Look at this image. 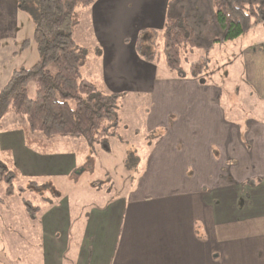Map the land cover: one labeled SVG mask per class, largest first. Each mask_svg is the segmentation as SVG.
<instances>
[{"label": "crops", "instance_id": "0c3cea01", "mask_svg": "<svg viewBox=\"0 0 264 264\" xmlns=\"http://www.w3.org/2000/svg\"><path fill=\"white\" fill-rule=\"evenodd\" d=\"M167 2L97 0L82 10L81 19L89 12L95 45L83 77L121 99L149 98L145 127L153 138L128 194L102 199L83 229L73 232L69 196L42 217L36 231L42 264H65L68 252L73 264H264V117L235 123L226 118L215 83L162 77L161 55L152 62L140 56L138 35L161 29ZM21 8L17 0H0V43L16 35ZM242 52L252 85L245 94L264 111V39L249 40ZM25 137L19 127L0 130V149L12 151L23 174L69 175L87 158L82 138L52 139L55 149L63 140L60 152L45 154Z\"/></svg>", "mask_w": 264, "mask_h": 264}, {"label": "trees", "instance_id": "16d2710c", "mask_svg": "<svg viewBox=\"0 0 264 264\" xmlns=\"http://www.w3.org/2000/svg\"><path fill=\"white\" fill-rule=\"evenodd\" d=\"M25 8L33 4L38 10L34 38L41 59L32 67L14 70L0 91V130L4 116L13 111L26 120L20 126L28 147L50 153V139L77 137L95 145L118 133L121 127L119 102L122 93L110 92L99 82L82 75L88 49L80 46L74 33L82 10L97 0H17ZM264 24V0H168L165 22L161 29L142 30L137 38V51L148 61H158V40L162 37L167 65L179 77L204 80L210 62L206 55L183 68L185 54L196 49L210 51L217 44L235 40L258 25ZM55 65V70L51 68ZM35 84V96L29 84ZM153 136L151 137V139ZM0 182L7 194L21 171L11 150H2ZM4 160L11 165L5 164ZM253 183V182H252ZM31 184H37L32 180ZM19 191L23 188L19 187ZM27 213L37 220L41 207L22 197Z\"/></svg>", "mask_w": 264, "mask_h": 264}, {"label": "rangeland", "instance_id": "374dc122", "mask_svg": "<svg viewBox=\"0 0 264 264\" xmlns=\"http://www.w3.org/2000/svg\"><path fill=\"white\" fill-rule=\"evenodd\" d=\"M84 11L85 18L78 23L74 37L80 44L86 45L88 60L94 54L95 49L92 47L95 45H92V39L90 41L88 38V36L93 37V33L87 30L90 17L88 10ZM37 15L38 10L33 4L18 10V25L17 29H14L16 35L11 39L1 40L0 91L14 70L32 67L41 59L34 38ZM0 36H2L1 32ZM262 39H264V24L256 26L238 39L217 44L208 52L196 49L185 54L183 58L185 70H189V62L193 59L203 55L209 58L210 62L203 78L209 83H215L221 89L218 91L221 106L225 109L226 118L232 119L235 123L240 124L242 123L240 120L248 122L250 119L264 117V111H261L260 105L258 107L252 105V100L256 99L255 96L251 95L249 98L248 91L245 94L248 88L252 90V85L248 84L244 75L245 63L242 52V45L249 40L255 42ZM157 52L162 56L159 63L160 75L178 77V72L172 70L165 61L162 37L158 40ZM99 53L100 50L96 52V54ZM51 68L55 70V65ZM29 94L32 97L35 96L34 82L29 84ZM148 100L149 98L146 99L143 95L130 94L121 99L119 112L122 126L118 133L108 136L98 144L90 145L89 150H86L87 158L81 160L82 164L71 170L69 175L58 174L50 177L21 173L15 179L14 189L8 194L6 184L0 182V264H42L43 254L38 247L37 242L40 239L36 234L38 225L42 226V217L51 209L62 205L66 196H69L74 204L71 223L73 232H76L84 228L83 220L89 216L91 209L102 205L100 203L102 199L107 202L116 196L128 194L135 178L138 177L139 168L143 164L146 165L145 161L149 154V140L153 134L149 133L145 127ZM25 124L26 120L13 111L7 113L1 122L3 129L20 128ZM136 128L140 131L135 132ZM161 131L159 129L155 131V134ZM33 135L43 137L46 142L53 144L52 139L41 133ZM58 141L57 145L61 146L63 140ZM57 145L56 149L50 147L49 150L53 153L60 152L58 150L60 146ZM0 162H3L1 153ZM4 162L11 168L9 163L5 160ZM32 180H37V184H31ZM19 187L23 190L19 191ZM101 192H104L105 197H99ZM22 197L41 207L37 220L34 221L29 217ZM201 226L197 224V229L202 228ZM204 228H206L205 225ZM70 252L72 253L71 250ZM63 257L65 264H73L69 252Z\"/></svg>", "mask_w": 264, "mask_h": 264}]
</instances>
